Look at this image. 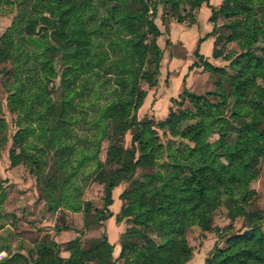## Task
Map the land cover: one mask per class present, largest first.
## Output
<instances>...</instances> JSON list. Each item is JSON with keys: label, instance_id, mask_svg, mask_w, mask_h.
Returning <instances> with one entry per match:
<instances>
[{"label": "trees", "instance_id": "trees-1", "mask_svg": "<svg viewBox=\"0 0 264 264\" xmlns=\"http://www.w3.org/2000/svg\"><path fill=\"white\" fill-rule=\"evenodd\" d=\"M16 1L17 12L0 36V59L7 57L10 60L9 69L14 82L6 95L8 110L15 112L19 126L13 134L14 139L22 140L28 132L34 131L38 132L37 136L49 135L50 141L57 133L71 137V123L79 119L73 115L76 105H81L84 98L93 92L102 94L105 102L90 106L89 119H83L86 128L92 130L91 136L83 140L86 146L67 142L60 143L58 147L66 158L74 150L79 152V161L92 158L98 165V172L104 173L99 167L97 154L90 155L86 151L91 145L98 151L104 132L103 120L115 118V130L119 133L130 130V149L115 148L112 144L106 150L108 159L115 155L116 166L108 170L105 178L102 207L94 209L97 220L111 215L108 208L112 202L111 189L126 173L137 164H156L155 170L144 175L146 179L139 180L133 189L119 194L127 203L120 206L115 217L133 216L136 223L151 222L157 226L160 235L172 236L155 243L139 228L129 226L119 236L117 256L123 259L122 264L184 263L191 250L182 236L184 218L187 216L200 222L219 192L231 195L235 188L244 189L246 180L252 176L251 164L255 155L264 161V125H256L258 116L254 112L264 107V87L255 84L256 79L264 81V45H260L258 50L252 47L259 40L264 42V0H222L215 8L208 5L207 0L189 1L190 8L201 3L210 7L212 28L209 34L214 39L211 55H221L220 58L232 55L230 65L237 71L236 74H228L222 66L211 63L194 49L199 63L193 62V66H202L208 72L216 73L212 80L213 92L220 93V100L206 108L194 103L197 112L206 119L202 117L201 122L179 133L193 142L192 145L183 144L179 152L169 143L163 146L152 129L155 125L169 130L178 118L172 109L157 121L139 119L135 114L146 93L140 82L150 86L155 84L161 55L155 41L160 31L153 21L154 8L149 7L148 0H136V7L113 4L109 11L101 14L96 13L98 0ZM164 1L176 5L180 0ZM43 10L50 13L59 11V19L49 33L46 28L39 27V22L47 21L41 13ZM218 15L234 16L225 23L228 32L224 34V40L233 41L239 52L227 55L216 49L219 37L215 35L217 25L213 21ZM55 54L63 68L58 87L51 94L48 82L56 74ZM150 57L153 59L151 71L143 67ZM225 81L236 95L230 111L232 118L219 116L215 110L223 102ZM182 92L189 93L184 86ZM169 100L176 102L174 97ZM237 104L251 106L252 110L242 109ZM239 112L248 115V119L234 128L230 122ZM87 116L88 112H80V118ZM31 119H36L37 130L31 125ZM0 125L3 126L1 117ZM229 126L234 128V137L226 141L224 137ZM206 128L215 129L218 134L214 143L202 142ZM136 145L140 153L134 157ZM55 157L57 162H62L60 155ZM159 158L164 160L157 162ZM17 159L18 155L11 150L10 162ZM179 161L185 164L187 171L178 168L176 163ZM136 190L141 191L142 197L131 201L129 197ZM69 207L78 209V205L70 204ZM245 218L251 221V214L245 213ZM129 234H136L144 240L143 243L138 245L122 240ZM225 243L224 248L215 245L212 255L201 264L212 261L214 264H264V232L258 227L251 226L244 234L228 235ZM61 248L68 251L67 256L59 255ZM111 248L104 234L90 239L89 248L84 251L95 254L102 264H116ZM78 253L76 238L64 243L51 238L36 240L28 257L30 264H77ZM27 261L25 255L13 252L2 257L0 264H28Z\"/></svg>", "mask_w": 264, "mask_h": 264}, {"label": "rangeland", "instance_id": "rangeland-1", "mask_svg": "<svg viewBox=\"0 0 264 264\" xmlns=\"http://www.w3.org/2000/svg\"><path fill=\"white\" fill-rule=\"evenodd\" d=\"M189 1L191 0H180L176 5L164 0L147 1L149 7L153 6L154 8L153 21L160 31V35L156 37L155 41L160 48L161 55L155 84L150 86L144 81L140 82V86L152 97L149 95L146 102L142 100L135 112L136 117L139 119L148 118L151 121H157L164 118L168 110L172 109L178 118L174 120L169 130L155 125L152 126V129L163 146L169 143L178 152L183 144H193L179 133L201 122L202 117L204 120L206 119L204 115L197 112L194 103L196 102L197 105L206 108L208 105H215L220 100V93L213 92L215 89L213 90L212 80L217 76L216 73L208 72L202 66H197V72L184 74L183 77L186 75L189 78L182 79L183 83L180 82V87H177L175 76L176 73H179L177 70L178 65L180 64V68L186 57L182 53L184 44L176 40H170L169 27L174 22L188 25L195 20L194 8H190ZM113 4L137 6L136 0H98L96 13L101 14L109 11L110 6ZM17 7L16 0H0V36L13 20ZM118 10L121 11V8ZM149 11L148 13H152ZM58 12L54 10L53 13H50L43 10L41 13L47 18V21L39 22V27L46 28V32L49 33L51 27L59 19ZM232 17L234 16L218 15L213 21V24L217 25L215 35L219 37L216 49L227 55L234 51L239 52L238 46L233 41L224 40V34L228 32L225 23ZM208 20L210 21L209 16ZM210 22L212 28V21ZM184 42L191 44L188 38H184ZM212 45L210 55L207 57L210 59L209 61L222 66L230 75L236 74L237 69H234L235 66L231 67L230 65L232 55L229 54L228 58H220L221 55L213 57L211 55ZM260 45H264V42L259 40L252 47L258 50ZM192 53L193 61L187 65L188 69L193 67V62L199 63L194 52ZM174 55L178 57H175L173 64L169 65ZM54 59L56 74L48 82L51 94H54L58 87L63 68L62 62L57 60L56 54ZM143 67L150 71L153 69L152 57L146 60ZM9 68L10 60L7 57L0 59V117L3 122V126L0 125V245L13 243L15 247L19 245L29 247L36 240L53 239L52 233L54 231L66 230L65 233L68 236L60 243L73 238L77 239L79 247L77 264H102L96 259L95 254H86L84 251L89 248V240L92 238L105 234L106 238L110 239L108 241L115 240L114 242L118 243L119 247V236L129 226L139 228L142 231L141 233L155 243L170 237L171 234L160 235L157 226H153L151 222L138 224L134 221L133 216L119 217V219L115 217L120 206L127 203V200L120 198L119 194L133 189L139 180L146 179L144 175L155 170L157 168L156 164H137L129 173H126L111 189L112 200L114 199L117 203L116 206L113 204L108 205L111 215L100 221L97 220L94 209L102 207L105 178L108 170L116 166L115 155L108 159L106 150L112 144L115 148L120 146L130 149V130L119 133L115 130L117 124L115 118H105L103 120L104 132L98 151L92 145L86 151L90 155L97 154L100 161L99 167L104 170V173L98 172L96 169L98 165L92 158L79 161L80 155L77 150H74L66 158V155H62V150L58 147L60 143L66 144L67 142H73L77 146L82 144L86 146L83 140L91 136L92 130L86 128L83 119H89L90 106L95 107L96 104L105 102L104 96L93 92L84 98L82 106L76 105L73 115L74 117L78 116L79 119L71 123V137H65L61 133H57L55 139L50 141L49 135L45 137L37 136L38 132L34 131L31 134L28 132L22 140H15L13 134L19 126L15 121V112L9 111L6 105V95L14 85L12 72ZM255 84L264 87L263 80L256 79ZM183 86L186 87L189 93L182 92ZM231 89V85L225 81L222 88L223 102L215 108L219 116L231 117L230 111L236 101V95L232 93ZM207 91H212V94L207 95ZM169 93L174 96L176 102L169 100ZM262 101L264 104V98H262ZM237 105L242 109L249 108L252 110L251 106ZM160 111L165 114L157 118ZM80 112H88V116L80 118ZM254 112L258 116L256 125L263 126L264 107ZM247 119L248 115L244 116L242 112H239L237 116L233 117L230 126L237 128L242 124V121ZM35 120L31 119V125L37 130L38 123ZM230 126L224 137L226 141H230L234 137V128ZM217 138L218 134L215 129L206 128L201 140L204 143H214ZM11 150L18 155V159L14 163L9 160ZM139 153L140 151L136 145L134 157H137ZM56 154L60 155L62 162L56 161ZM253 159L251 164L252 176L246 180L243 190L240 187L235 188L231 195L219 192V195L213 198L212 207L202 216L200 222L187 216L184 218L181 226L182 236L191 250L189 258L181 264L203 263L204 259L212 255L215 245L220 248L226 247L225 239L228 235L234 233L244 234L251 226H256L264 232V161L257 155ZM162 160L164 158H159L157 162ZM176 165L178 168L187 171L184 163L179 161ZM159 170L162 169L159 167ZM141 197V191L136 190L131 193L129 199L138 201ZM70 204L78 205V209L71 210ZM245 213L251 214V221L245 218ZM113 233H116L117 238L114 239ZM122 240L133 241L138 245L144 241L136 234H129ZM117 245L114 249L113 244H111L113 248H111V254L116 264H122L123 259L117 256L119 252ZM27 256L29 255L26 254L25 257ZM214 263L212 261L210 264Z\"/></svg>", "mask_w": 264, "mask_h": 264}, {"label": "crops", "instance_id": "crops-1", "mask_svg": "<svg viewBox=\"0 0 264 264\" xmlns=\"http://www.w3.org/2000/svg\"><path fill=\"white\" fill-rule=\"evenodd\" d=\"M222 0H207L208 5L212 6V7H217ZM210 14V7L207 6L205 3H201L198 7L194 8V18L195 20L191 23H189L188 25H185L183 23H179V22H174L172 23V25L169 27V31H170V40H176L178 42H182V44H184V46H182L180 44V46H182V53H184V56L186 57V60L182 62L180 68L178 65V71L179 73H176V79H177V87H180V82L183 83L182 79L185 80L189 78V76L187 77L186 75L183 77L184 74H186L187 72H197L198 68L197 66H193L191 69H188L187 65L190 64L193 61V50L195 49V47L197 48V52L199 54L202 55V57H205L207 60H210L209 58H207L210 55V49H211V45H212V40H213V36L211 34H209V31L211 29V22L208 20V16ZM184 38H188L189 42L191 44H186L184 42ZM175 57L178 56H173L172 60L169 62V65L173 62V60L175 59ZM173 64V63H172ZM184 69V70H183ZM189 75V74H188ZM181 79V81H180ZM171 82V80L169 81V83ZM150 94H148L147 92L145 93V96L143 98V101H147L148 96ZM151 96V95H150ZM152 97V96H151ZM150 97V99H151ZM168 97H174L173 95H171V93L168 94ZM160 100V99H159ZM163 114L162 111H160V114L157 115V118H160ZM113 205H117L116 201L113 199L112 203ZM66 230H59V231H54L52 233L53 239L56 242H62L67 238V233H65ZM65 234V235H64ZM114 235V239L117 238L116 233H113ZM66 237V238H65ZM110 240V239H108ZM115 241V240H114ZM114 241H109L111 244H113V248L116 249V245L118 243L114 242ZM32 249V245H29V247L24 246L23 245H19L17 247H15L13 245V243L7 245H0V250H3V255L2 257H5L9 254V252H19L23 255L26 256V254H28V252ZM112 248V249H113ZM117 250H119V247L117 245ZM59 255L60 256H67L68 255V251L64 250V249H60L59 251ZM28 258V264H30L31 262L29 261V257ZM15 264H26L24 262H16Z\"/></svg>", "mask_w": 264, "mask_h": 264}, {"label": "built area", "instance_id": "built-area-1", "mask_svg": "<svg viewBox=\"0 0 264 264\" xmlns=\"http://www.w3.org/2000/svg\"><path fill=\"white\" fill-rule=\"evenodd\" d=\"M3 254V250H0V256Z\"/></svg>", "mask_w": 264, "mask_h": 264}]
</instances>
